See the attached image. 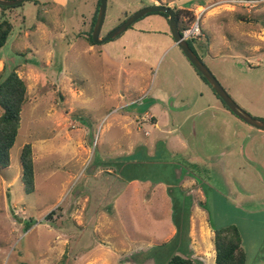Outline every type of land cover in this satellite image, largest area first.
Here are the masks:
<instances>
[{"label":"rangeland","instance_id":"obj_1","mask_svg":"<svg viewBox=\"0 0 264 264\" xmlns=\"http://www.w3.org/2000/svg\"><path fill=\"white\" fill-rule=\"evenodd\" d=\"M98 3L26 0L0 6V21L13 25L0 49V77L18 68L28 88L10 166H0V264H166L175 254L215 264L214 241L202 235L201 242L186 223L196 202L211 214L213 226L239 228L246 264H264V154L256 158L255 148L244 153L246 131L230 137L228 145L221 131L224 123L232 130L233 120L257 129L225 107L182 50L172 46V36L146 38L156 45L153 66L136 67L137 76L109 62L108 56L121 54L122 41L88 39ZM154 4L173 7L183 26L204 9L203 34L188 41L231 97L264 120V0H108L101 37ZM132 28L171 35L160 14L146 15ZM163 93V104H171L174 93H187L192 103L204 107L210 98L228 111L230 120L210 109L190 121L205 154L189 164L202 190L197 196L182 188L180 174L172 173L174 163L164 166L170 135L143 121L149 112L164 117L148 106ZM132 100L133 107L125 106ZM26 144L33 147L35 164L30 194L22 180ZM224 148L237 152L235 170L211 171L210 154L226 160L220 154ZM175 154V167L185 168ZM138 158L141 163H135ZM135 175L145 184L131 183ZM174 223L177 233L168 236Z\"/></svg>","mask_w":264,"mask_h":264},{"label":"crops","instance_id":"obj_2","mask_svg":"<svg viewBox=\"0 0 264 264\" xmlns=\"http://www.w3.org/2000/svg\"><path fill=\"white\" fill-rule=\"evenodd\" d=\"M152 35L154 37H159L161 41H164L167 38L169 39V37L172 36L162 31L154 32L140 28H129L119 37L122 41L120 44L122 45L121 54L120 53L118 55L114 54L112 57L108 56V61L118 64L121 70L123 71L126 70L128 73H132L134 76H137L138 70H135L136 67L138 66L142 67V65L151 66V67L153 66L152 65L153 59H151L150 56L154 54L153 52H155L156 45L145 43L146 38H149ZM172 40H173L172 46L180 49L177 46L175 40L174 39ZM135 41H137V43H135ZM129 66L131 67V71L128 69ZM204 95L205 92H201L200 98H203ZM165 97L167 98L166 93L155 95V97H153L151 102L148 103L149 108L157 110L164 117H162V119H157L154 113L149 112L146 114V117L143 118L144 119L143 121L151 122L153 128L159 130V132H165L166 134L170 135V137L167 140L168 142L166 143L168 144V148L166 147V151H165V155L167 158H165L166 163H164V166L168 168L170 165H173L174 163V166L172 168V173L175 174V176H178V174H180L181 176L180 182H182V188L190 189L189 193L197 196L198 194H202V190L198 184L197 178L193 175L192 170L189 169V164L191 165L192 163H198L200 161H203L205 154H203V152L199 148L201 146H202L201 148H203V144H202L203 141L201 139V142H199V138H198L199 135L197 131L195 132V134H193L192 124L190 121L195 116L196 117L204 116L210 109H215L216 114L223 116V119L230 120L228 116V111L226 110V108L221 106L218 100L214 101L210 98L208 99L206 106L203 107L200 106L199 103L198 104H196V102L192 103L191 101L192 99L189 98L190 95H188L187 93L186 94L174 93L170 95L169 98L172 100V102L170 101L171 104L162 103V101L166 100ZM139 98H141V96ZM134 100L126 103L125 106L133 107L135 105ZM195 101L197 100L195 99ZM149 116H151V118ZM169 116H173V117L171 118ZM189 122L190 124H188ZM236 125L237 124L234 123L233 120V125L231 126L232 127L231 130L229 123L222 124L221 131L224 132L223 137H225L223 141H226L227 142L226 144L228 145L230 143V137L231 139L234 140L236 133L239 134V132H242L240 130H243L247 132L246 136L248 138L247 140L248 142L245 146L246 148L244 153L249 151H254L255 148L254 156L256 158L257 157L259 158L261 153L264 154L263 152L264 131L257 129L249 124L248 125L250 127L257 129V132H253L251 128L246 129L240 126L239 124L237 125L238 127L236 129ZM225 128H227V130H224ZM230 131H232L231 132L232 136L229 133ZM257 139H263V141H257ZM254 140H256L257 142H255ZM257 150H259L260 152H257ZM176 152L180 153L181 161L187 165L185 168L184 167L180 168V166L175 167V163L178 162L176 161V159H174V157H176L175 156ZM220 154H222L221 157L226 156V160L220 159V157L218 158L217 156L210 154L209 167L211 168V171L215 169L217 170L216 172H220L221 174H226V169L235 170L237 152L234 149L226 150V148H224L222 150V153ZM141 162H142L141 158L135 160V163H141ZM245 175L246 174H242V179L244 181L248 179V175L246 176ZM119 176L122 175L120 174ZM143 180H145V178H142L139 175H135L134 177H131V183L136 185H140L141 183L145 184V181ZM165 185L168 186V189L172 188L171 184H165ZM189 193H187V195H190ZM202 204H203L202 202L201 203L196 202L191 206L193 212L191 213L190 221L189 222L186 221V223L189 227L191 226L193 228V235L199 234V236L201 237V242L202 239H204L202 235L203 236L207 235V238L213 241L215 232L213 228L214 226L211 223V214L209 215L208 210L205 207H203ZM197 227L201 228L202 231L200 229L197 230L196 229ZM172 228L173 230L168 236H174L177 233L175 223L172 225ZM195 237L197 241V236ZM192 239H194V237ZM214 260H216V252L214 253Z\"/></svg>","mask_w":264,"mask_h":264},{"label":"trees","instance_id":"obj_3","mask_svg":"<svg viewBox=\"0 0 264 264\" xmlns=\"http://www.w3.org/2000/svg\"><path fill=\"white\" fill-rule=\"evenodd\" d=\"M37 4L38 2L35 1ZM99 0L97 13L93 21V29L96 23L97 15L100 9ZM9 8L11 6H2ZM150 14H160L169 22V16L165 13L157 12ZM148 14V15H150ZM127 19V18H126ZM125 19V20H126ZM179 28L182 31L184 26L180 20V14L177 12ZM124 20V21H125ZM123 21V22H124ZM131 26L130 28H132ZM13 25L9 20L0 21V49L6 44L12 32ZM121 36V35H120ZM118 36L117 38H119ZM92 44H95L92 34L88 36ZM191 48L198 54L194 47L189 42ZM199 55V54H198ZM196 69V68H195ZM201 78L210 85L208 80L196 69ZM211 86V85H210ZM213 89V87L211 86ZM27 83L18 72V68L11 72L4 73L0 77V166L3 168L10 166L11 155L10 151L15 145L19 134L21 116L23 109L28 103ZM215 92V90L213 89ZM216 93V92H215ZM219 97V96H218ZM220 98V97H219ZM221 99V98H220ZM222 100V99H221ZM223 101V100H222ZM227 109L228 106L223 101ZM230 110V109H229ZM231 111V110H230ZM22 164V180L27 193H33L35 190V164L34 153L31 144H26L22 149L21 155ZM214 228V247L216 250V264H246L247 254L243 248L242 234L236 225ZM166 264H196L190 257H184L179 254L173 255Z\"/></svg>","mask_w":264,"mask_h":264},{"label":"water","instance_id":"obj_4","mask_svg":"<svg viewBox=\"0 0 264 264\" xmlns=\"http://www.w3.org/2000/svg\"><path fill=\"white\" fill-rule=\"evenodd\" d=\"M26 0H0V6H15L19 5ZM100 9L97 15L96 23L93 29L92 37L95 44H102L106 41L117 38L126 32L131 26L134 25L139 19L150 13H165L169 16V23L171 27V35L175 40L177 46L182 50L187 59L192 65L208 80L210 85L215 90L216 94L226 103L228 108L240 119L248 123L249 125L264 131V120L253 117L245 109H243L225 90L223 85L205 64L202 58L191 48L189 42L183 37L179 22L177 19L176 10L168 5H149L141 10L130 15L124 22L118 27L109 32L105 37H101L102 28L106 18L108 0H100Z\"/></svg>","mask_w":264,"mask_h":264},{"label":"built area","instance_id":"obj_5","mask_svg":"<svg viewBox=\"0 0 264 264\" xmlns=\"http://www.w3.org/2000/svg\"><path fill=\"white\" fill-rule=\"evenodd\" d=\"M203 11L197 16L196 21L192 25H185L184 29L181 31L183 37L188 40H195L202 36V28H201V19H202ZM151 118V116H149ZM148 117V118H149Z\"/></svg>","mask_w":264,"mask_h":264},{"label":"bare ground","instance_id":"obj_6","mask_svg":"<svg viewBox=\"0 0 264 264\" xmlns=\"http://www.w3.org/2000/svg\"><path fill=\"white\" fill-rule=\"evenodd\" d=\"M204 9H201V10H199L200 11V13L203 11Z\"/></svg>","mask_w":264,"mask_h":264},{"label":"flooded vegetation","instance_id":"obj_7","mask_svg":"<svg viewBox=\"0 0 264 264\" xmlns=\"http://www.w3.org/2000/svg\"><path fill=\"white\" fill-rule=\"evenodd\" d=\"M181 31V30H180ZM189 42V41H188ZM200 56V55H199Z\"/></svg>","mask_w":264,"mask_h":264}]
</instances>
